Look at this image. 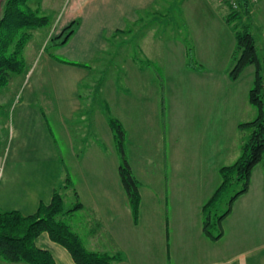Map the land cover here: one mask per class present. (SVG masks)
Returning <instances> with one entry per match:
<instances>
[{
    "label": "crops",
    "instance_id": "0c3cea01",
    "mask_svg": "<svg viewBox=\"0 0 264 264\" xmlns=\"http://www.w3.org/2000/svg\"><path fill=\"white\" fill-rule=\"evenodd\" d=\"M59 2L62 3L58 9L60 14L54 19L41 47L50 43L53 37L61 34L73 21L78 20L79 26L65 45L55 46L56 53L46 51V69L42 68L40 71L50 74L51 84L48 88L54 95L52 105L51 99L43 98L42 102L39 101L36 94L39 87L32 81H26L19 99L11 106L4 124L7 143L3 156L0 154V211L18 210L25 215L33 214L40 203H49L55 189L67 183L70 178L69 187L73 190L74 206L82 203V207L66 214L65 220L69 218L67 222L89 250L120 254L122 259L117 264H157V260L159 264H264V179L262 183L254 180L255 169L249 191L235 200L231 213L222 222L225 223L223 235L214 240L203 232L201 212L210 191L204 194L198 190L187 191L185 187L189 185V181L179 180L176 175L168 176V183L163 188H158L157 179L164 181V177L151 179L152 183L148 186L146 182L143 183L128 156L141 192L140 216L135 220L121 183L120 158L115 149L111 128L109 123L107 127L103 125V112L95 111L100 138L96 136L97 131L92 130L96 126H89L87 130V124H82V121H87L88 114L80 87L89 75V68L61 62L57 54L70 53L71 57L68 59L78 62L97 58L113 45L112 41L117 37L134 36L137 28L144 23L145 12L154 5L161 7L159 0H58ZM196 2L198 3L185 0L184 24L192 32L194 30L191 27L208 21L210 17L214 19L217 16L225 27L229 25L223 14L228 16L230 9L223 0ZM49 8L51 0H42L41 10L45 12ZM252 8L251 5V13L257 10L259 12L255 25L264 35V4L259 8ZM198 37L197 40L200 39ZM177 42L179 47L176 46V50L187 54L188 48L184 41ZM185 64L189 69L196 70ZM33 69L34 67L30 68L27 75L32 72L33 76L36 72ZM143 72L145 75L149 74L143 66H137L132 71L139 77ZM134 74L132 77L136 79ZM43 105L49 108L51 125ZM125 106L123 108L127 121L138 120L143 124L140 125L142 127L150 120L147 116L150 110L145 112V105H140L139 109H135V103L134 109H131L132 103L127 108ZM212 112L209 110L208 114ZM105 115L107 122L109 117H115L108 113ZM118 119L123 123L128 137L126 123L121 118ZM89 133L91 143L87 139ZM61 141L64 142V150H61ZM127 152L130 155L128 147ZM108 153L113 158L111 161H106ZM143 165L144 167H140L142 176L148 170L146 163ZM178 166L167 159L168 173L173 174V168L179 169ZM114 167L117 170L115 172ZM68 171L73 172L74 176L71 174L70 177ZM69 187L62 189L63 194ZM87 203L94 210V217L90 222L98 227H93L88 232L90 246L83 238V214L87 210ZM141 229L144 230L143 234L138 233ZM101 231L108 232V239L101 235ZM98 238L101 241L112 240L113 248L100 246ZM36 244L50 251L56 264H77L71 253L54 242L47 232L36 239ZM157 249L160 257L155 261L153 250ZM162 250L164 254L161 260ZM0 264L29 263L7 262L0 258Z\"/></svg>",
    "mask_w": 264,
    "mask_h": 264
},
{
    "label": "rangeland",
    "instance_id": "374dc122",
    "mask_svg": "<svg viewBox=\"0 0 264 264\" xmlns=\"http://www.w3.org/2000/svg\"><path fill=\"white\" fill-rule=\"evenodd\" d=\"M188 1L198 3L197 0ZM251 1L253 8L264 4V0ZM28 3L32 8L40 9L41 15L49 16L50 21L47 25L36 28L37 30H30L33 36L24 49L25 70L21 74H12L10 82L6 86H0L2 156L7 143L6 137L4 138L7 132L4 124L13 102L21 95L23 84L32 81L39 87L36 91L39 101L47 98L51 99V105L53 103L54 95L48 88L51 84L50 74L40 70L46 69V51L56 53L55 46L52 42L43 47L41 45L53 26L54 19L60 14L58 9L62 3L51 0V8L45 12L41 10L42 0H29ZM159 3L162 4L160 8L154 5L145 12L144 23L137 28L134 36H119L112 41L113 45L109 44L108 50L102 55L91 61H84L89 66V75L81 84L80 93L88 116L87 121H82V124H87V130L89 126H96V110L104 114V127L108 126L105 113L121 118L129 132L127 147L130 155L128 152L127 155L134 163L143 183L146 182L145 184L150 186L151 179L164 177V181L157 179L158 188H163L168 183V176L176 175L179 180L189 181V185L185 187L187 191L198 190L201 194L210 191L206 199L208 201L222 182L220 169L234 164L243 154V145L249 139L252 129L240 124L250 122L258 116V109L249 101V92L254 86L255 66H248L238 80L231 79L230 72L236 59V33L231 22L227 20L226 13L223 17L231 27H225L216 16L214 19L210 17L200 25H194L191 27L194 30L192 32L184 24L185 0H159ZM0 5H3V0ZM257 11L232 23L240 28L246 23H252L251 30L256 38L258 51L264 57V35L255 25L259 14ZM215 12L216 10L213 11L214 15ZM219 14L222 15L221 12ZM177 41H184L188 48L187 54L176 50V46L179 47ZM57 57L71 60L68 59L71 55L67 52H61ZM188 62L191 65L201 64L202 68L189 69L185 64ZM137 66H143L149 74L145 75L143 72L139 77L132 73ZM32 67L36 70L35 74L32 76L31 72L27 75ZM133 74L136 79L132 77ZM131 78L133 79L130 80ZM131 103V109H134L135 103V109L145 105V112L150 110L147 115L150 120L148 119L144 126L141 127L143 124L138 120H126L123 107L126 105L127 108ZM43 106L51 125L49 108ZM209 110L213 112L208 114ZM96 127L92 130H96V136L100 138L99 125ZM87 139L88 143H91L90 133ZM104 142L107 146L106 140ZM61 143V150H64V142ZM107 155L106 161H111L113 158L109 153ZM167 159L179 165V169L173 168V174L168 173L166 169ZM144 163L148 170L147 175L144 171L145 175L142 176L140 167H144ZM115 171L117 170L114 167ZM68 174L70 177L71 174L74 176L73 172L68 171ZM263 179L264 161L257 165L254 172L255 181L262 183ZM240 189L241 185L237 183L228 187L214 209V217L215 213L222 214L229 208L231 197ZM64 197L65 207L72 208L75 198L71 187L65 190ZM93 217L94 210L87 203V210L83 214V238L88 246L89 230L98 228L90 222ZM224 226L225 223H222V228ZM213 231L219 233L218 224ZM138 233L143 234L144 230L141 229ZM101 235L107 237L106 239L109 237L105 231H101ZM99 244L110 249L114 246L112 240H103ZM159 253L158 249L153 250L155 261L160 257ZM163 254L164 250L161 251V260ZM156 262L159 264L158 260Z\"/></svg>",
    "mask_w": 264,
    "mask_h": 264
},
{
    "label": "trees",
    "instance_id": "16d2710c",
    "mask_svg": "<svg viewBox=\"0 0 264 264\" xmlns=\"http://www.w3.org/2000/svg\"><path fill=\"white\" fill-rule=\"evenodd\" d=\"M230 9L227 20L231 22L236 33V59L231 69L230 77L238 80L244 70L255 66L254 86L249 92V101L258 109V116L242 127H250L251 134L243 145V154L232 165L220 169L222 182L211 198L203 205L202 223L203 232L210 238L217 240L223 235L222 222L231 213L235 200L249 191L251 178L255 167L264 161V57L258 51L256 38L251 30V23L242 28L232 23L236 19L251 13V0H237L235 8L223 0ZM2 2V0H1ZM29 0H3L0 5V86H6L12 74H21L25 70L26 61L24 49L31 39V29L45 26L50 18L41 15L40 10L29 5ZM79 26V21L70 23L61 34L52 38L54 46L65 45ZM59 61L72 65L89 67L85 62L70 60ZM190 68H202L201 64L187 63ZM109 126L113 133L115 149L121 160L120 179L129 198L135 220L139 219L141 209L140 185L127 155V133L123 123L116 117H109ZM71 180L59 186L53 193L49 203H40L35 213L25 215L18 210L0 211V258L7 262H27L29 264H56L50 251L37 246L36 239L47 232L51 239L65 247L77 264H117L122 259L120 254L89 250L81 237L65 220V215L82 207L77 203L70 209L65 207V197L62 189L69 187ZM237 183L241 189L230 199L229 208L222 214L215 213L222 194ZM218 224L219 233L213 228ZM217 228V227H216Z\"/></svg>",
    "mask_w": 264,
    "mask_h": 264
},
{
    "label": "built area",
    "instance_id": "2783aa9c",
    "mask_svg": "<svg viewBox=\"0 0 264 264\" xmlns=\"http://www.w3.org/2000/svg\"><path fill=\"white\" fill-rule=\"evenodd\" d=\"M229 2L231 5H233L235 8H238L239 2L237 0H226Z\"/></svg>",
    "mask_w": 264,
    "mask_h": 264
},
{
    "label": "flooded vegetation",
    "instance_id": "af4514ba",
    "mask_svg": "<svg viewBox=\"0 0 264 264\" xmlns=\"http://www.w3.org/2000/svg\"><path fill=\"white\" fill-rule=\"evenodd\" d=\"M0 2H1V0H0Z\"/></svg>",
    "mask_w": 264,
    "mask_h": 264
}]
</instances>
